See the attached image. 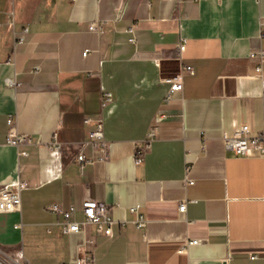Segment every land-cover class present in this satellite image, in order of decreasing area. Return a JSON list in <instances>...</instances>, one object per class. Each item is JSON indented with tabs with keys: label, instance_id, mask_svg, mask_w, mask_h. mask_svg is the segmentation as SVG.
Segmentation results:
<instances>
[{
	"label": "crops",
	"instance_id": "1",
	"mask_svg": "<svg viewBox=\"0 0 264 264\" xmlns=\"http://www.w3.org/2000/svg\"><path fill=\"white\" fill-rule=\"evenodd\" d=\"M263 18L264 0H0V187L28 182L21 210L0 212V247L23 264L85 254L89 264H264V156L222 139L264 127V61L252 55L264 49ZM179 72L183 90L166 102L163 78ZM104 91L114 96L105 104ZM99 119L104 153L88 140ZM15 134L31 141L11 145ZM87 198L110 206L112 236L93 224L61 232L49 207L74 206L82 222Z\"/></svg>",
	"mask_w": 264,
	"mask_h": 264
},
{
	"label": "built area",
	"instance_id": "2",
	"mask_svg": "<svg viewBox=\"0 0 264 264\" xmlns=\"http://www.w3.org/2000/svg\"><path fill=\"white\" fill-rule=\"evenodd\" d=\"M75 1V0H72ZM89 29L101 33L102 26L97 22H93L89 25ZM128 32L132 34L130 37L131 42H135L134 32L135 28H128ZM261 36H264V18L261 20ZM28 33V27H26L21 33L17 34L14 32L13 44L14 49L18 45L23 44L26 41V34ZM186 48L185 42H182L178 46L179 56L182 58V54ZM87 53V51L85 52ZM253 56L257 55L261 61H264V49H262L258 54L252 53ZM184 71L190 74H194V68L192 66H184ZM256 71L262 77L263 82V112H264V76H263V67L259 65L256 68ZM163 81H168L171 83L170 89L166 96V102H172L174 100V95L182 92L183 90V73L179 72L171 77H164ZM8 83L11 86L16 84V80L8 79ZM114 98L113 93L110 91H104L102 94V102L105 104L112 101ZM9 124L13 123V118L10 117L8 120ZM86 124H91L92 119L86 118L84 120ZM152 134L150 135V137ZM224 145L227 150L234 152L237 155H246L251 149H257L264 156V127L260 132H252L248 124H243L240 126L236 132L233 134H224L222 137ZM88 140L95 150L105 152L106 141L104 139V129H103V120L99 119L96 121V125L93 129L88 131ZM30 136L26 134H15L10 135L8 138V143L14 146H19L23 142H30ZM149 139L145 140L140 147L136 150L135 161L136 163H141L143 160L144 152L148 146ZM61 142L59 137V131H56L53 134V141L50 143L49 148L58 153L61 150ZM101 158H104L102 156ZM77 160L80 164H83L86 161L84 154H79ZM28 186V182L23 179H16L11 183L5 184L0 187V212H16L21 210L22 204V191ZM83 213L85 219L82 222L76 221L73 216L75 214V207L71 206L69 210H64L61 204H52L49 209L55 213L61 214L63 220L58 222L60 225V230L62 233H78L82 231V227L85 224H93L96 227V233L98 235L112 236L113 229L112 225L114 219L110 214V206L104 202H99L94 199L87 198L83 201ZM186 202H182L179 206L180 212L186 211ZM139 206L131 207V211L136 213L137 218L135 224L138 227H144L146 225V218L140 213ZM50 231V230H49ZM92 243V241H89ZM199 240L193 239L187 241L181 248V252L188 250L189 246L198 244ZM92 254H85L82 258H79L71 264H89L92 262ZM0 264H23L20 261L13 258L9 255L2 247H0Z\"/></svg>",
	"mask_w": 264,
	"mask_h": 264
}]
</instances>
